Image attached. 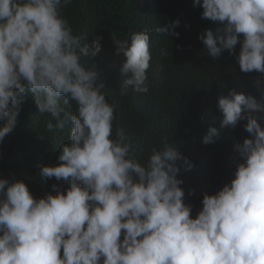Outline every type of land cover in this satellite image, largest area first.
Instances as JSON below:
<instances>
[{
	"label": "clouds",
	"instance_id": "9594fccd",
	"mask_svg": "<svg viewBox=\"0 0 264 264\" xmlns=\"http://www.w3.org/2000/svg\"><path fill=\"white\" fill-rule=\"evenodd\" d=\"M72 3L0 0V142L28 95L50 116L48 132L69 129L57 163L39 169L63 191L53 184L35 198L22 180L0 178V264H264V116L249 114L264 104L230 90L217 100L221 117L199 125L173 100L189 87L158 65L148 30L104 21L74 33L62 14ZM195 5L218 25L198 36L207 54L239 44L240 71L264 74V0ZM149 15L152 37L179 36V20ZM113 103L126 105L142 149L153 147L148 158L124 129L113 134ZM155 105L163 127L136 109ZM243 120L250 138L233 143L235 162L212 156L221 131Z\"/></svg>",
	"mask_w": 264,
	"mask_h": 264
},
{
	"label": "trees",
	"instance_id": "16d2710c",
	"mask_svg": "<svg viewBox=\"0 0 264 264\" xmlns=\"http://www.w3.org/2000/svg\"><path fill=\"white\" fill-rule=\"evenodd\" d=\"M159 15L163 26L179 20V25L172 29L179 36H165L160 41L152 37V20L149 12ZM202 8L194 6V0H73V3L63 9V16L74 29V33H93L105 21V26L113 32L130 27L132 31L148 30L150 42H154L156 62L164 67L166 76H180L189 87V92L174 97L178 108L191 120L201 126L209 127L214 117H221L217 109V100L228 92L243 93L253 96L258 103L264 104V78L261 73H243L235 59L240 45L237 44L229 53L224 50L218 57H211L204 49L198 36L205 28L215 31L218 25L210 20L201 18ZM113 23V24H111ZM156 25V24H155ZM187 25V27H186ZM161 49H166L168 55H162ZM115 105V120L113 134L117 129H124L133 139L132 152L137 156L150 155L149 147L142 149L138 137L129 124L126 105ZM141 114L163 127L158 105L151 109H140ZM254 118L264 112H249ZM260 117H257L260 123ZM48 114H40L34 105L31 95L24 98L14 130L0 142V178L22 180L35 198H41L45 193L52 192L51 186L57 184L63 191L65 184L55 178L41 177L39 169L42 165L57 163L60 144L69 139V129L62 132L50 133L46 129ZM185 119V115H181ZM243 120L227 130H222L220 138L211 147V155L223 157L227 162H235L238 155L233 149L234 142H242L250 134L244 129ZM183 127V126H182ZM184 128V127H183ZM43 137V138H41ZM202 134L199 135V139ZM186 154L187 151H184ZM233 178V177H232ZM231 178V179H232ZM201 208H195V217Z\"/></svg>",
	"mask_w": 264,
	"mask_h": 264
}]
</instances>
